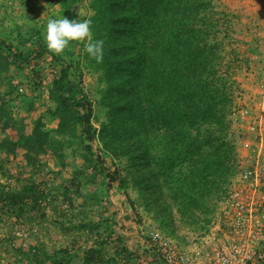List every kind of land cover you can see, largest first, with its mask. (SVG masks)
I'll return each instance as SVG.
<instances>
[{
  "label": "trees",
  "instance_id": "obj_1",
  "mask_svg": "<svg viewBox=\"0 0 264 264\" xmlns=\"http://www.w3.org/2000/svg\"><path fill=\"white\" fill-rule=\"evenodd\" d=\"M220 6L219 0L92 1L93 39L104 40V46L102 62L89 59L104 70L108 83L110 122L100 131L104 150L111 158H128L142 197L147 198L153 189L177 207L185 222L194 225L199 213L209 214L214 198L227 193L235 176L228 127L236 83L231 70L236 68L239 56L224 42L230 37V28L228 17L219 12ZM34 44L36 47L24 51L0 39V66L6 65V70L10 65L30 67L34 78L29 82L33 91L39 92L46 82L41 78L40 63L50 59L55 74L48 91L56 104L50 114L61 116V134L75 135L79 126L90 151L97 137L91 121L92 104L81 79L73 80V71L81 70L80 62H74L70 54L67 58L49 52L41 39ZM21 87L12 86L10 91ZM4 95L0 91V99ZM3 105L1 99L0 112ZM42 129L43 123L38 121L26 136L31 140L24 148L34 166L53 146L49 133ZM98 159L109 188L118 184L134 204L127 176L120 168L112 169L101 156ZM2 168L0 163V171ZM44 192L32 179L22 189H12L0 177V219L27 213L45 218L42 203L48 200ZM85 219L78 229L95 231L102 242L109 240L114 257L105 259L102 249L92 247L83 264H143L148 257L147 264H165L152 251L143 255L130 252L108 220ZM75 257L63 250L47 259L51 264H72ZM13 264H19L17 259Z\"/></svg>",
  "mask_w": 264,
  "mask_h": 264
},
{
  "label": "rangeland",
  "instance_id": "obj_2",
  "mask_svg": "<svg viewBox=\"0 0 264 264\" xmlns=\"http://www.w3.org/2000/svg\"><path fill=\"white\" fill-rule=\"evenodd\" d=\"M92 1L70 4L69 0H0V39L24 51L36 47L34 43L39 39L46 46L49 18L66 17L81 22L90 19L95 14ZM64 2L68 6H64ZM219 2V12L228 17L230 28V37H225L224 42L229 50L230 46L237 50L239 56L236 68L231 70L236 83L228 137L234 146L231 165L235 176L227 193L213 199L208 215L198 214L197 225L185 222L177 207L153 189L147 198L142 197L131 175L133 169L128 167V158H111L100 139L102 125L110 122V109L106 102L108 83L104 70L90 62L83 43L71 42L61 55L68 58L70 54L73 61L81 65L80 71H73V80L81 79L84 93L92 104L91 121L97 137L90 151L86 150L89 143L79 126L75 135L61 134V116L50 114L56 108L48 91L55 74L50 59L40 63L41 78L46 82L39 92H34L29 82L34 78L30 67L10 65L6 70V65L0 66V91L5 94L1 98L4 105L0 112V163L3 166L0 177L12 189H22L27 180L32 179L40 184L48 200L42 203L47 213L45 218L27 213L0 219V264H13L14 259L19 264H51L47 257L63 250L77 256L72 264H83L86 252L92 247L102 249L105 259L113 258L114 251L109 240L102 242L95 231L78 229L77 226L85 218L87 221L108 220L109 226L117 230L116 237L122 239V244L130 252L138 255L152 251L155 242L150 237L151 232L163 238H172L186 249L200 246L211 235L225 212L233 182L255 148V134L245 127L240 111L249 108L254 116L262 115L264 128V0ZM16 85L22 87L12 93L10 90ZM262 101L263 107L260 105ZM38 121L43 123L42 130L49 133L53 146L48 153L39 156V163L34 166L29 163L24 147L31 140L26 136L32 133ZM241 124L244 126L241 127ZM98 156L112 169L120 168L127 176L134 204L123 195L118 184L109 188L106 177L100 171L102 163ZM142 261L147 264L149 257Z\"/></svg>",
  "mask_w": 264,
  "mask_h": 264
},
{
  "label": "built area",
  "instance_id": "obj_3",
  "mask_svg": "<svg viewBox=\"0 0 264 264\" xmlns=\"http://www.w3.org/2000/svg\"><path fill=\"white\" fill-rule=\"evenodd\" d=\"M260 105L263 107V101ZM240 115L247 130L255 134V148L232 184L221 220L204 243L191 249L183 248L172 238L151 232L150 237L155 242L152 252L157 253L165 264H264L262 115L254 116L249 108L242 109Z\"/></svg>",
  "mask_w": 264,
  "mask_h": 264
},
{
  "label": "clouds",
  "instance_id": "obj_4",
  "mask_svg": "<svg viewBox=\"0 0 264 264\" xmlns=\"http://www.w3.org/2000/svg\"><path fill=\"white\" fill-rule=\"evenodd\" d=\"M91 19L84 21L63 18H49L46 26L45 41L49 52L59 56L71 42L83 43L84 50L97 63L103 60L104 40L93 39Z\"/></svg>",
  "mask_w": 264,
  "mask_h": 264
}]
</instances>
